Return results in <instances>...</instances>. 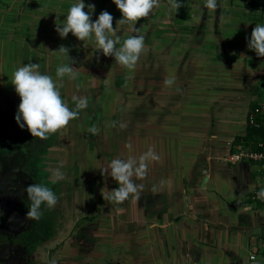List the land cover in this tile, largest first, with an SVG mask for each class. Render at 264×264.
Instances as JSON below:
<instances>
[{"label":"crops","instance_id":"crops-1","mask_svg":"<svg viewBox=\"0 0 264 264\" xmlns=\"http://www.w3.org/2000/svg\"><path fill=\"white\" fill-rule=\"evenodd\" d=\"M78 2L0 0V105L19 101L11 81L24 64L39 63L58 81L57 68L70 63L61 45L79 73L63 78L61 98L70 109L73 95L88 101L48 154L50 177L60 168L71 193L33 264H264V164L228 160L264 144L249 124L254 107L264 116V57L247 46L264 24V0H217L216 10L179 0L178 11L160 0L147 18L124 25L113 0H84L86 12L95 5L93 21L103 10L114 17L117 47L145 36L131 71L96 50L94 37H60L57 23ZM149 148L159 159L146 177H133L143 185L139 199L105 200L119 185L101 170Z\"/></svg>","mask_w":264,"mask_h":264},{"label":"clouds","instance_id":"clouds-1","mask_svg":"<svg viewBox=\"0 0 264 264\" xmlns=\"http://www.w3.org/2000/svg\"><path fill=\"white\" fill-rule=\"evenodd\" d=\"M171 8L176 11L182 6L179 0H167ZM113 3L122 14L118 24L135 23L142 18H147L155 7H159L160 0H113ZM86 5L84 0H79L70 6L65 18V22L56 25V31L61 38H65L71 32L81 41L91 40L93 37L96 42V50H101L104 56H112L120 65L130 71L137 64L140 55L146 51L145 36L131 35L125 39L120 47V36L116 28L113 27L114 17L106 10L100 12L98 18L91 19L95 5L89 4L90 11H84ZM205 8L216 10L219 5L217 0H205ZM248 39V38H246ZM248 48L255 51L258 57H264V24H256L252 29L251 37L248 39ZM58 51L62 57L67 58L70 63L61 64L56 70L57 80L48 74L40 72L39 63H27L19 67L14 73L11 83L15 86V91L20 97V104L16 114V121L23 129L25 126L33 137L47 140L50 134L61 130H66L69 122L77 119L79 110L87 107V98L82 96H72L75 109L69 106L61 98L60 89L63 88V78L67 76L70 80H75L79 73L71 66L75 63L69 57V48L61 45ZM55 52V51H54ZM131 78V77H129ZM175 77L165 80V84L171 86ZM108 84V81H105ZM23 121V122H21ZM121 127H126L122 125ZM93 135L98 134L99 129L94 125L88 129ZM131 149V145H127ZM151 148L143 153L138 159L129 157L127 160L120 158L113 159L108 169L101 170L102 173L110 175L119 185L110 191L105 200L122 204L130 197L139 199L143 185L134 182L133 177L143 178L148 174V162L158 160ZM65 173L60 168L51 170V183L65 179ZM23 192L27 193L31 201L30 210L26 212L25 218L39 220L43 216L42 205L51 210L54 209L59 201V197L45 184L30 183ZM257 197L264 200V188L257 193ZM3 215L0 210V216ZM15 216L9 217V222L15 220Z\"/></svg>","mask_w":264,"mask_h":264},{"label":"flooded vegetation","instance_id":"flooded-vegetation-1","mask_svg":"<svg viewBox=\"0 0 264 264\" xmlns=\"http://www.w3.org/2000/svg\"><path fill=\"white\" fill-rule=\"evenodd\" d=\"M11 124L8 117L0 113V210L3 212L0 216V264H33V253L47 241L40 238L45 236L46 227L54 229L60 222L61 206L64 199H70L71 191L67 187L64 192V184L57 182L54 192L59 201L55 208L49 210L42 205L43 216L39 220L25 218L31 201L23 190L30 183H41L42 177L51 183L48 154L57 142V134L41 140ZM12 127L17 130L13 131ZM11 216L16 218L9 222ZM48 218L52 223L47 226Z\"/></svg>","mask_w":264,"mask_h":264},{"label":"built area","instance_id":"built-area-1","mask_svg":"<svg viewBox=\"0 0 264 264\" xmlns=\"http://www.w3.org/2000/svg\"><path fill=\"white\" fill-rule=\"evenodd\" d=\"M249 122L251 124H254L256 126H259V124L254 120V117L250 115ZM264 127V124H263ZM228 160L231 162H241V161H255V162H262L264 164V149L262 150H245L240 149L238 151H233L229 154ZM256 258V255L253 254L251 256V259L254 260Z\"/></svg>","mask_w":264,"mask_h":264},{"label":"rangeland","instance_id":"rangeland-1","mask_svg":"<svg viewBox=\"0 0 264 264\" xmlns=\"http://www.w3.org/2000/svg\"><path fill=\"white\" fill-rule=\"evenodd\" d=\"M80 57H82V56H80ZM12 78H13V76H12ZM13 99H14V106H13V105H10L9 107H7L5 104H1V105H0V113L6 115V116L8 117V119L10 120V122H12V124H11L12 126H15V124H16V126L20 127V126L17 124V121H16V119H15L16 114H17V112H18V106H19V104H20V98H19V101H17V100L15 99V96H13ZM14 122H15V123H14ZM11 129H12L13 131H16V130H17V128H15V127H12ZM20 130H25L26 132L29 133V131H28V129H27L26 126H25V129H20ZM41 184H45V185H47L48 187L52 188L53 191H54V189L56 188L54 184L45 181L43 177L41 178ZM52 216H54V214H52ZM46 220H47V221H46V222H47V226H48L49 223H50V224L52 223V221L50 220V218H48V219H46Z\"/></svg>","mask_w":264,"mask_h":264},{"label":"trees","instance_id":"trees-1","mask_svg":"<svg viewBox=\"0 0 264 264\" xmlns=\"http://www.w3.org/2000/svg\"><path fill=\"white\" fill-rule=\"evenodd\" d=\"M253 111V114H251L253 117H254V120L259 124V126H256L254 124H250V127L252 129V131L254 132H257L259 135L263 136L264 135V127H263V124H264V116H263V113L261 111V108H256L254 107V109L252 110ZM256 150H262L264 149V144L261 148L259 147H256L254 148ZM254 150V151H256ZM54 235V232H53V227H46L45 229V236L44 237H41L40 240L42 241V239H45V240H49L50 238H52Z\"/></svg>","mask_w":264,"mask_h":264}]
</instances>
